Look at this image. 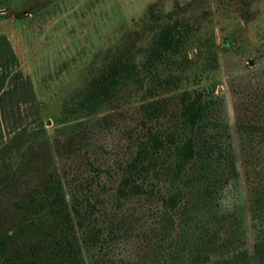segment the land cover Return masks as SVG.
<instances>
[{
	"label": "rangeland",
	"instance_id": "374dc122",
	"mask_svg": "<svg viewBox=\"0 0 264 264\" xmlns=\"http://www.w3.org/2000/svg\"><path fill=\"white\" fill-rule=\"evenodd\" d=\"M168 23L183 33L177 39L181 52L160 68L169 73L174 85L167 95L170 109L177 107L182 89L209 85V95L219 98V107L212 106V116H220L229 125L240 174L234 185H226L227 191L211 198L203 183L192 188L175 215L179 255L203 256L208 249L222 255L226 251L223 243L234 236L239 245V239L246 237L257 264L246 177L249 173L258 180L264 175V143L241 144L243 135L237 124L264 121V0H0V35L9 39L19 61L11 79L20 74L28 80L26 87L6 99L7 105L15 114L21 112L24 122L46 130L17 167L16 184L21 188L5 191L1 214L11 218L15 212L7 204L16 201L23 188L52 175L57 174L68 191L73 183L99 173L97 185L105 189L100 199L110 212L125 214L137 235L143 229L159 228L152 197L123 200L120 208L114 200L119 167L143 133L141 84H129L91 116L64 113L62 107L69 94L93 74L113 68L117 61L141 64L151 49L153 33ZM211 38L217 44L218 64L203 72L202 84L192 88L196 79L192 77L207 65L208 53L202 43ZM72 120L83 123L63 133L57 130L62 121ZM5 140L4 133L0 144ZM232 193L237 195L235 206ZM234 212L235 218L222 219ZM135 239L128 238L131 243ZM117 252L119 258L144 256L138 243Z\"/></svg>",
	"mask_w": 264,
	"mask_h": 264
},
{
	"label": "trees",
	"instance_id": "16d2710c",
	"mask_svg": "<svg viewBox=\"0 0 264 264\" xmlns=\"http://www.w3.org/2000/svg\"><path fill=\"white\" fill-rule=\"evenodd\" d=\"M180 34L182 31L173 23L161 26L153 33L151 49L141 64L117 61L113 68L93 74L69 94L62 107L64 113L91 116L129 84H141L143 133L127 161L120 165L114 187L118 208L123 200L136 196L156 201L159 228L143 229L138 235L125 214L110 212L103 205L100 195L105 189L97 185L99 173L73 183L68 191L58 175H52L40 184L23 188L16 201L7 204L15 212L11 218L1 214L2 196L21 188L16 184L17 167L46 130L24 122L21 112L15 114L7 105L6 99L26 87L28 80L20 74L11 79L19 61L9 39L0 35V138L6 135L0 144V264H255L246 237L239 239V245L234 236L223 243L226 251L222 255L210 249L203 256L179 255L175 215L192 188L203 183L206 196L211 198L227 191L226 185H234L240 176L229 125L220 116H212V106L219 105V98L209 95V85L192 91L182 89L177 107L170 109L167 95L174 85L169 73H162L160 68L181 52L177 40ZM202 46L207 49V65L192 77L196 78L192 88L202 84L203 72L218 64L215 40L211 38ZM162 120L169 123L162 125ZM82 123L62 121L57 130L63 133L68 128H80ZM237 129L243 135L241 144L264 143V121L241 120ZM246 185L256 263L264 264V175L254 180L248 173ZM236 197L235 193L230 196L232 206ZM225 216L222 219L235 218L236 213ZM129 236L137 239L131 243ZM137 243L143 248V257L119 258L117 251L122 246Z\"/></svg>",
	"mask_w": 264,
	"mask_h": 264
}]
</instances>
